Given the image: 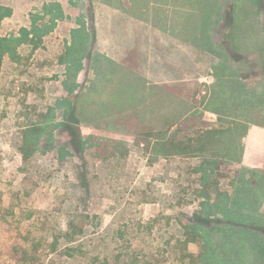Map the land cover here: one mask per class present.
<instances>
[{"label": "rangeland", "instance_id": "1", "mask_svg": "<svg viewBox=\"0 0 264 264\" xmlns=\"http://www.w3.org/2000/svg\"><path fill=\"white\" fill-rule=\"evenodd\" d=\"M97 1L119 24L212 21V41L156 87L108 51L91 70L70 29L92 35L93 0H0V38L43 32L0 62V264H264V232L229 226L256 198L240 157L264 125V0Z\"/></svg>", "mask_w": 264, "mask_h": 264}, {"label": "crops", "instance_id": "2", "mask_svg": "<svg viewBox=\"0 0 264 264\" xmlns=\"http://www.w3.org/2000/svg\"><path fill=\"white\" fill-rule=\"evenodd\" d=\"M189 3L191 0L186 4ZM93 6L95 14L92 35L87 27V20H77L70 29L72 32L78 24L85 26L84 33L79 39L82 47L90 42V36H92L91 49L94 46V53L92 51L91 54L88 53L93 62L91 70L95 64L96 67L98 65L95 56L97 50L108 51L115 59L134 65L133 70L142 74L141 76L146 80L145 84L158 87L157 85L164 82V79L158 77L148 79L145 75L178 74L180 76L196 72L197 56L194 38L196 37L197 40V37L203 36L205 42L211 43L212 41V21L208 26L200 25V28H203L198 34L197 29L182 30V26L175 24L174 20L159 17L156 23L143 16L139 19L127 18V21L119 24L121 19H115L112 11L103 9L97 0H93ZM193 26L196 28L195 25ZM84 64L89 65L90 68L88 60ZM92 75L96 76L94 71ZM240 165L249 171V174L241 175V181H244L246 191L249 188L256 198L252 201L245 200L243 215L237 214L239 219L243 218L247 222L229 226L232 229L244 231V233L264 232L261 224L264 222V125H250L247 128L243 137ZM253 176L254 179L251 178ZM251 219H257L260 224H252ZM260 252L264 255V251L260 250Z\"/></svg>", "mask_w": 264, "mask_h": 264}, {"label": "trees", "instance_id": "3", "mask_svg": "<svg viewBox=\"0 0 264 264\" xmlns=\"http://www.w3.org/2000/svg\"><path fill=\"white\" fill-rule=\"evenodd\" d=\"M6 14H8V13H5L4 11H0V19ZM42 33L43 32L41 30H39V28H36V30L32 28L30 30L22 29V33L20 34V37H13V36L1 37L0 38V62H1V58L3 57L4 54H7L10 58L15 59V48L21 42H23V41L33 42L34 41L33 37L40 36V34H42ZM29 34L32 35L31 38H28ZM31 130L32 129H29L28 131H26V134L23 137L24 141L27 140V134L31 135L30 134ZM33 140H34V142L37 141L36 138H34ZM203 173H204V171H203ZM66 251H70V249L68 248V249H66Z\"/></svg>", "mask_w": 264, "mask_h": 264}]
</instances>
